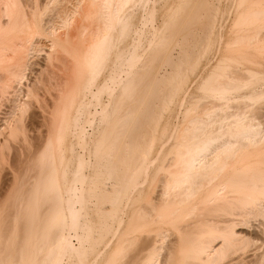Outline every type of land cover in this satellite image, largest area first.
Instances as JSON below:
<instances>
[{
	"label": "bare ground",
	"instance_id": "obj_1",
	"mask_svg": "<svg viewBox=\"0 0 264 264\" xmlns=\"http://www.w3.org/2000/svg\"><path fill=\"white\" fill-rule=\"evenodd\" d=\"M3 171L0 264H264V0H0Z\"/></svg>",
	"mask_w": 264,
	"mask_h": 264
},
{
	"label": "rangeland",
	"instance_id": "obj_2",
	"mask_svg": "<svg viewBox=\"0 0 264 264\" xmlns=\"http://www.w3.org/2000/svg\"><path fill=\"white\" fill-rule=\"evenodd\" d=\"M38 132V131H37ZM37 132H36V134H37ZM6 171V170H5ZM5 171H3V174L1 173V178H0V192L2 193V192H4V190L3 189H5L6 190V186H8V184H9V180H10V178H8V177H11L10 175V172L8 171L7 173L8 174H10L9 176H7L8 174L5 172ZM7 174L6 175V177H5V173ZM7 180V181H6ZM0 193V194H1ZM74 243L76 244L77 242L76 241H74Z\"/></svg>",
	"mask_w": 264,
	"mask_h": 264
}]
</instances>
